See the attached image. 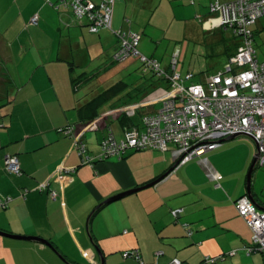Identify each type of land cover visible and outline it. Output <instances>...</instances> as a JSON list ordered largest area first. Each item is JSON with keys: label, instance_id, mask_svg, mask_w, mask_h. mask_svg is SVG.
<instances>
[{"label": "crops", "instance_id": "crops-1", "mask_svg": "<svg viewBox=\"0 0 264 264\" xmlns=\"http://www.w3.org/2000/svg\"><path fill=\"white\" fill-rule=\"evenodd\" d=\"M216 1L233 0H116L112 29L98 34L90 33L86 23L76 22L72 15L60 13L54 22V40L48 42L43 30L27 33L24 27L45 28L41 12L53 0H0V25L4 24L0 27V199H13L7 208H0V231L49 243L0 235V264H101L100 254L104 264H139L126 256L131 251H139L144 264H264L263 255L245 253V247L253 243V232L235 202L248 196L247 179L244 168L234 169L228 161L229 151L222 144L186 162L178 161L173 145L165 152L130 150L93 163H83L77 148L83 142L87 154L97 158L108 133L122 141L128 129L141 132L143 117L157 113L163 100L174 96L157 75L144 73L139 61L138 66L123 67L134 74L133 79L118 82L123 87L112 96L110 81L88 82L87 69L96 59L92 52L100 56L110 45L116 48L118 39L112 30L137 32L141 43L149 33L153 42V23L162 10L172 19L170 25L159 28L164 37L187 39L196 32L216 35L222 30L211 23L216 17L210 14V6ZM22 3L37 7L27 14ZM177 7L180 11L175 16ZM35 15L37 26L30 25ZM174 22L180 25L177 32ZM254 32L256 37L264 32V18ZM235 41V46L226 47L227 57L241 43ZM30 43L36 53L28 47ZM182 43L174 45L173 52L169 49L168 57L154 46L143 45L141 53L158 59L172 73L174 55L178 51V64ZM258 47V58L264 61ZM18 56H25L21 69L22 63L15 64ZM32 56L39 58L35 64ZM177 64L175 73L182 75ZM77 72L88 75L76 89L72 78L80 75ZM108 91L110 96L96 115L88 118L84 112L81 117L89 102ZM67 127H73L71 134L64 130ZM9 155L18 157L21 175L5 170ZM72 169L74 173H63ZM256 170L250 192L255 204L264 209L258 194L264 186V172L255 175ZM45 183L49 187L40 191ZM152 183L156 184L100 207L111 197ZM179 209L182 212L175 215ZM234 251L235 255H229Z\"/></svg>", "mask_w": 264, "mask_h": 264}, {"label": "built area", "instance_id": "built-area-1", "mask_svg": "<svg viewBox=\"0 0 264 264\" xmlns=\"http://www.w3.org/2000/svg\"><path fill=\"white\" fill-rule=\"evenodd\" d=\"M114 3L115 0H57L51 5L58 11H71L77 21L86 22L91 33H98L101 29H111ZM210 14L216 17L211 19L214 26L230 30L241 42L224 70L206 76L204 83L187 84L195 76L188 73L183 77L175 73L177 51L173 72L169 75L174 96L165 98L157 113L143 117L141 132L128 129L122 141L116 140L112 132L108 133L101 142V153L97 158L89 156L87 146L79 142L77 148L83 163L120 157L130 150L165 152L170 145L177 148L178 161L186 162L216 150L226 138L244 135L255 142L258 166L264 168V61L258 58L253 35L254 26L264 17V0L216 1L210 6ZM38 22L35 15L30 25L37 26ZM117 34L120 47L115 60L134 57L139 59L145 71L157 76L167 75L158 60L141 53L137 33L118 31ZM65 131L71 134L73 128ZM5 169L12 175L22 174L20 161L15 155L6 157ZM74 172L75 169L63 170L65 174ZM217 179L220 180L221 176ZM48 187L45 183L39 190ZM51 196L57 198V193L51 191ZM12 200L11 197L0 199V208H7ZM235 208L253 232V247L247 249L248 255L254 250H264V210H259L247 195L235 202ZM181 212L179 209L175 215ZM235 254L234 251L229 255ZM127 255L144 264L139 251H131ZM171 264L181 263L174 261Z\"/></svg>", "mask_w": 264, "mask_h": 264}, {"label": "rangeland", "instance_id": "rangeland-1", "mask_svg": "<svg viewBox=\"0 0 264 264\" xmlns=\"http://www.w3.org/2000/svg\"><path fill=\"white\" fill-rule=\"evenodd\" d=\"M53 1L56 2L57 0H53ZM117 3H118V0H117ZM20 7L22 10H24L23 12L28 14L30 12H33V10H35L37 6L35 7L34 3H30V4L22 3ZM17 8H18V5H16V9ZM37 9H40V8L38 7ZM40 10H42V8ZM178 11H180V9L178 7L175 8V13H174L175 16L178 13ZM0 14H2L1 11H0ZM59 14L60 13L55 9V7L51 6V4L49 3L47 7L44 8L43 12H41L42 17L45 20L43 22V24H45L44 26L45 28L41 29L37 27H31L29 30L28 28L24 27V30H26L27 33H29L30 31L31 33H34L36 30H39V31L43 30L48 39L47 41L48 42L53 41L54 39H53L52 33L56 32V29H55L56 27L54 25V22L57 21V19L59 20V17H60ZM159 17H164V19L160 21ZM144 19H145V16H142L141 24L144 23ZM170 19L167 17V15L162 10L158 11L155 21L153 23L155 25H153L154 31L152 34L156 37V39H154L152 42V40H150L152 37L149 35V33H147V36H150V38H148L145 35L144 39L142 40V43H140V46H139L140 51L141 49H143V45H145V47L148 46L150 48L154 46L155 48L157 47V52L160 55L168 57V56H171L172 54L171 52H173L171 51L172 47L174 48V45L183 42L182 43L183 50H182V54L180 55L178 59L177 66L181 70L183 77L187 75L188 73H192L195 76L194 79L190 82H187V84L204 83V79L206 75L217 74L224 68V65H226L227 61L229 60L227 57L228 46L231 47V46L236 45V41H235L236 38H234L230 30H225L223 28L216 35L211 34V33H206V34L199 33L198 34V32H196L194 33L193 36H187V39H182V38L172 39L171 37L170 38L164 37V32L160 31L159 29L161 28V26L163 27V25L164 26L170 25ZM74 20L77 22L76 19ZM3 25H0V27L3 28ZM173 25H176L175 29L177 32L178 29L180 28V25L177 24V22H174ZM18 29L20 28H18L17 26L15 29V32H18L19 31ZM86 29L88 28L86 27ZM176 32L174 35H177ZM160 36H162L163 38L160 39L159 38ZM173 37L178 38V36H173ZM158 39L159 41L158 43H156ZM257 45L259 46L258 49L260 53L262 52V55L260 56L264 58V32L260 33L258 37L255 36L254 46L256 50H257L256 48ZM28 47H33L31 48L32 53L37 52L35 50L36 48H34V45L32 43L28 44ZM112 47L110 45V47L106 48L104 53H102L100 56L96 55L97 52H94V51L92 52L94 54L93 58H96V59L93 63L91 62L90 66L87 69V72H89V74L92 75V79L90 81L88 80V82H95L96 84L98 79H101L104 82L110 81L111 85L112 84L114 85L115 83H118V82L132 81L133 79L132 76H134V74L128 73L127 71H125L123 67L126 68L127 65H130V66L137 65L138 66L140 65L138 60L131 58L129 60L116 63L113 61L114 48ZM52 48H54V46H51V47L48 46V49H52ZM169 49L171 52L168 53ZM21 56H18V61L15 62V64L17 65L22 63L20 64L19 69L23 68V66L25 65L24 62H22V60L24 59L26 55L23 57ZM38 59H39L38 57L32 56V64H35L36 60ZM10 64H14V62ZM15 69H18V68L15 67ZM140 69L142 70L141 66H140ZM80 73L81 72H77L75 75H79ZM222 146L228 149L229 152L226 155V157L228 158L229 162L233 163L234 169L236 167L244 168V172H243L244 179H247L249 170L254 161V157L257 153V146L255 142L246 136H240L234 140L223 142ZM256 169L257 170L255 171V175H259L261 173L260 171L264 172V169H262L261 167L256 166ZM258 194H260L261 199L264 200V186L263 188L260 189V192Z\"/></svg>", "mask_w": 264, "mask_h": 264}, {"label": "trees", "instance_id": "trees-1", "mask_svg": "<svg viewBox=\"0 0 264 264\" xmlns=\"http://www.w3.org/2000/svg\"><path fill=\"white\" fill-rule=\"evenodd\" d=\"M94 2H100V1H102V0H93ZM234 1V0H233ZM232 2V1H231ZM52 4H54L55 2H51ZM50 3V4H51ZM115 3H116V0H115ZM115 3H114V7H115ZM222 3V2H221ZM52 6V5H51ZM54 7V6H53ZM114 7H113V14H114ZM58 11V10H57ZM59 13H68V14H70V15H72V12L71 11H67V12H62V11H58ZM72 17H74L73 15H72ZM264 18V17H263ZM262 18V19H263ZM261 20V19H260ZM259 20V21H260ZM258 21V22H259ZM81 22H84V21H81ZM257 22V23H258ZM84 23H86V22H84ZM112 23H113V21H112ZM86 26H87V24H85ZM257 25V24H256ZM255 27V26H254ZM111 29H112V27H111ZM111 29H109V30H111ZM101 30H104V29H101ZM100 30V31H101ZM99 31V32H100ZM113 31V33H114V35L117 37V39H118V42H117V45H116V48L114 49V52H113V61L114 62H116V63H120V62H122V61H118V60H115V55H116V53H117V51H118V49H119V47H120V39H119V36H118V34H117V32L118 31H123V32H127V31H132V30H125V29H122V28H120V29H118V30H112ZM90 32V31H89ZM98 32V33H99ZM132 32H134V31H132ZM91 33V32H90ZM98 33H92V34H98ZM135 33H137V32H135ZM139 36H140V43H141V35L139 34V33H137ZM255 34V32H254V28H253V35ZM234 38H236L235 36H234ZM237 39V38H236ZM254 40H255V35H254ZM140 46V45H139ZM239 47V46H238ZM257 52V51H256ZM235 53H236V51L235 52H233L232 54H230L229 56H228V59H230L232 56H234L235 55ZM258 55V54H257ZM147 57H149V56H147ZM131 58H134V57H131ZM149 58H153V59H155V60H158V59H156V58H154V57H149ZM135 59H137V58H135ZM126 60V59H125ZM138 61H139V59H137ZM124 61V60H123ZM159 61V60H158ZM140 62V61H139ZM160 62V61H159ZM161 63V62H160ZM140 64H141V67H142V70H143V72L144 73H148L147 71H145L144 70V68H143V65H142V63L140 62ZM162 65V64H161ZM72 66H74V64H72ZM149 73L150 74H152V75H154L152 72H150L149 71ZM166 73H167V75H164V76H157V77H159V79H161L162 81H164L167 85H168V87H169V89H171L172 90V87H171V81H170V76L172 75L171 73H169L168 71H166ZM88 75V73H82V74H80L79 76H76V77H73L72 78V83H73V86H74V88H78L79 87V85H80V83L83 81V80H85V79H87V76ZM90 75V74H89ZM170 75V76H169ZM194 75V74H193ZM156 76V75H155ZM90 78L92 79V75H90ZM89 78V79H90ZM123 84L122 83H118V84H115V85H113L112 87H111V93H110V95L112 96V93L114 94V93H117L119 90H121L122 89V86ZM107 93H109V91L108 92H106L105 94H102L101 96H99V97H96L94 100H92L91 102H89L88 103V105H87V110L88 111H82L81 110V117H82V115H84V112H87L88 113V115L87 116H85V117H88V118H92L94 115H96L97 114V110H98V108L109 98V97H107L109 94H107ZM109 95V96H110ZM84 117V116H83ZM68 128H70V127H67L66 129H64V130H67ZM73 128V127H72ZM86 145V144H85ZM258 166V165H257ZM6 170V169H5ZM10 174V173H9ZM12 175V174H11ZM241 217V216H240ZM251 247H253V245L251 244V245H248L247 247H245V253L248 255V252H247V249H249V248H251ZM256 254H262L263 256H264V250H262V251H256V250H254V251H252L248 256H251V255H256ZM209 263H211V262H213V260L211 259V260H209L208 261Z\"/></svg>", "mask_w": 264, "mask_h": 264}, {"label": "water", "instance_id": "water-1", "mask_svg": "<svg viewBox=\"0 0 264 264\" xmlns=\"http://www.w3.org/2000/svg\"><path fill=\"white\" fill-rule=\"evenodd\" d=\"M240 136H244V135H234V136H231L229 138L224 139L222 141V143L223 142H226V141L234 140V139H236V138H238ZM257 165H258V153H256V155H255L254 161H253V163L251 165V168L249 170V174H248V177H247V192H248V197L251 200H253L252 195H251V192H250L251 191L250 188H251L252 173L255 170V168H256ZM155 184L156 183H152V184H149V185H145L143 187H139L137 189H133V190H130V191L121 193L119 195H116L114 197H111V198L107 199L104 203H102V205H100V207L103 206V205H109V204H112L114 202H117V201H119V200H121V199H123V198H125L127 196H130V195L134 194V193H137V192H140L142 190L148 189V188L154 186ZM258 209L259 210H264V209H260V208H258ZM0 235L1 236H4V237L11 238V239L23 240V241H37V242H40V243L49 245V243L47 241H45L43 239H39V238L10 235V234L4 233L2 231H0ZM100 258H101V264H104L105 260H104V257L101 254H100Z\"/></svg>", "mask_w": 264, "mask_h": 264}]
</instances>
